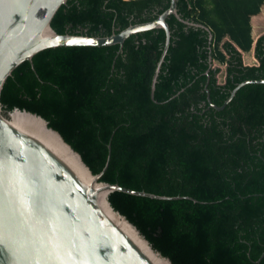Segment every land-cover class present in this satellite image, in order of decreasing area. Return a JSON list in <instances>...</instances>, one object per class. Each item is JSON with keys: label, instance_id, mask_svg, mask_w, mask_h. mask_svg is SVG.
I'll return each instance as SVG.
<instances>
[{"label": "trees", "instance_id": "1", "mask_svg": "<svg viewBox=\"0 0 264 264\" xmlns=\"http://www.w3.org/2000/svg\"><path fill=\"white\" fill-rule=\"evenodd\" d=\"M170 0H67L51 27L58 34L110 36L155 20ZM179 16L213 35L166 22L119 46L61 47L22 63L6 80L4 112L41 116L101 181L135 191L188 197L156 200L113 192L112 207L172 264H264V35L253 17L264 0H176ZM256 63L245 65L243 54ZM215 65V66H214ZM224 78L220 82L219 74Z\"/></svg>", "mask_w": 264, "mask_h": 264}, {"label": "water", "instance_id": "2", "mask_svg": "<svg viewBox=\"0 0 264 264\" xmlns=\"http://www.w3.org/2000/svg\"><path fill=\"white\" fill-rule=\"evenodd\" d=\"M67 0H0V97L13 71L24 62L32 64L38 53L61 47H107L131 36L162 29L165 42L152 77L150 96L170 45L166 19L174 16L185 25L209 33V63L212 64L210 30L183 20L170 0L169 8L155 20L130 25L110 36L58 34L51 27ZM237 84L218 107L223 110L237 91ZM93 174L76 152L41 116L25 110L4 112L0 101V264H172L154 250L139 230L117 212L109 201L113 192L156 200L188 197L159 196L101 181L110 161ZM264 257V251L257 261Z\"/></svg>", "mask_w": 264, "mask_h": 264}, {"label": "rangeland", "instance_id": "3", "mask_svg": "<svg viewBox=\"0 0 264 264\" xmlns=\"http://www.w3.org/2000/svg\"><path fill=\"white\" fill-rule=\"evenodd\" d=\"M252 23V34L254 41L261 35H264V7L262 8L261 14L258 15V17H253L251 20ZM243 62L245 65H254L256 63V60L253 58L252 53L243 55ZM215 66V65H214ZM222 73L219 74L218 80L220 82L223 81L224 74H223V67H221Z\"/></svg>", "mask_w": 264, "mask_h": 264}, {"label": "crops", "instance_id": "4", "mask_svg": "<svg viewBox=\"0 0 264 264\" xmlns=\"http://www.w3.org/2000/svg\"><path fill=\"white\" fill-rule=\"evenodd\" d=\"M255 17H258V16H255ZM255 17H254V18H255ZM252 32H253V30H252ZM252 35H253V34H252ZM243 55H245V54H243ZM252 55H253V54H252ZM253 58H254V57H253Z\"/></svg>", "mask_w": 264, "mask_h": 264}]
</instances>
